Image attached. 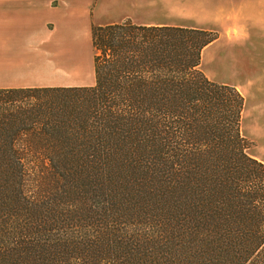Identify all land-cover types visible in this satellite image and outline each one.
Masks as SVG:
<instances>
[{
    "label": "trees",
    "instance_id": "1",
    "mask_svg": "<svg viewBox=\"0 0 264 264\" xmlns=\"http://www.w3.org/2000/svg\"><path fill=\"white\" fill-rule=\"evenodd\" d=\"M96 85L0 89V264H264L245 97L210 30L92 27Z\"/></svg>",
    "mask_w": 264,
    "mask_h": 264
},
{
    "label": "crops",
    "instance_id": "2",
    "mask_svg": "<svg viewBox=\"0 0 264 264\" xmlns=\"http://www.w3.org/2000/svg\"><path fill=\"white\" fill-rule=\"evenodd\" d=\"M179 14L164 0H0V89L95 86L93 25L206 29ZM249 83L236 85L246 101L241 132L264 163V81Z\"/></svg>",
    "mask_w": 264,
    "mask_h": 264
},
{
    "label": "rangeland",
    "instance_id": "3",
    "mask_svg": "<svg viewBox=\"0 0 264 264\" xmlns=\"http://www.w3.org/2000/svg\"><path fill=\"white\" fill-rule=\"evenodd\" d=\"M164 4L178 5L177 17L187 19V24L218 33V40L202 53L200 68L211 81L234 87L264 81V0H164ZM238 91L242 94V88ZM251 142L250 154L256 146Z\"/></svg>",
    "mask_w": 264,
    "mask_h": 264
}]
</instances>
